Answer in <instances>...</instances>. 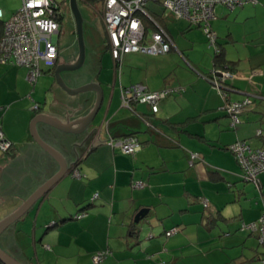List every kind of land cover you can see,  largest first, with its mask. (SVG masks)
I'll use <instances>...</instances> for the list:
<instances>
[{
	"label": "crops",
	"instance_id": "crops-1",
	"mask_svg": "<svg viewBox=\"0 0 264 264\" xmlns=\"http://www.w3.org/2000/svg\"><path fill=\"white\" fill-rule=\"evenodd\" d=\"M152 9L157 17L158 11ZM215 10L211 27L237 74L229 98L253 99L243 107L241 122L232 126L223 109L224 98L207 79L214 64L203 29L182 20L174 26L162 13L175 43L172 52L160 57L129 53L120 69L115 61L114 67L110 65L109 57L98 75L96 60L90 69L76 71L81 78L69 83L72 87L99 83L103 103L90 134L56 131L72 144L85 142L77 148L81 175L67 173L8 227L6 244L24 264H93L95 253L107 249L103 264H181V260L182 264H262L259 232L242 226L258 222L264 212V173L259 175L261 189L245 182L228 146L246 140L252 147L264 148V0L235 10L224 6ZM104 32L110 52L105 26ZM78 55L79 48L69 58L60 52L58 64L74 63ZM48 69L43 74L51 104L44 107L33 93L39 80L32 89L24 67L0 63V123L13 142L10 153L0 152V221L60 168L31 136L33 117L47 113L74 120L87 115L96 102L95 91L76 96L64 91L56 82V67ZM62 74L66 80L71 75ZM136 83L153 91L182 89L161 100L157 113L146 104L135 108L157 130L123 105L122 87ZM35 103L40 104L38 111L33 109ZM42 134L70 162L76 160L71 146ZM109 134H134L142 148L135 155L124 154L106 144ZM191 152L200 153L202 159L191 164ZM140 180L145 182L142 188L135 186ZM142 209L148 214L138 232L134 220ZM176 226L179 230L167 236L166 231Z\"/></svg>",
	"mask_w": 264,
	"mask_h": 264
},
{
	"label": "built area",
	"instance_id": "built-area-1",
	"mask_svg": "<svg viewBox=\"0 0 264 264\" xmlns=\"http://www.w3.org/2000/svg\"><path fill=\"white\" fill-rule=\"evenodd\" d=\"M151 2L160 3L173 18L187 19L191 25L200 26L208 40L216 44L217 34L210 24L215 18L216 6L224 5L233 10L247 3H256L257 0H103L101 17L107 31L110 52L118 69L126 54H165L175 46L169 30L149 9ZM65 7L67 3L63 4L57 0H22L19 10L10 19L3 21L0 63L26 67L28 69L27 80L33 85L43 74L45 68L55 67L60 55L58 39L61 24L59 19L62 18ZM3 16L4 12L0 8V20H3ZM150 27L153 28L152 32H150ZM236 77V72L227 67L213 69L209 75L207 74V79L218 89L225 100L223 109L231 117L233 127L241 122L240 114L243 107L253 102L251 97L243 101L228 98L230 91L235 89L233 80ZM180 90L182 89L167 87L153 91L143 83L123 86V105L136 113L133 106L136 103H142L148 105L153 113H157L159 102L169 94ZM33 109L38 111L40 104L35 103ZM138 115L149 127L157 130L146 116L140 113ZM258 132L263 133L262 130ZM106 144L127 155H135L142 148L141 141L134 134L122 137L109 134ZM12 147L13 142L6 137L0 123V150L7 152ZM228 149L234 154L242 169V179L261 189L259 175L264 173V148H255L246 140H237L230 144ZM190 156L191 164L202 159L200 153L197 152H191ZM74 175L79 177L81 173L75 171ZM135 186L142 188L145 182L136 181ZM94 197H98V194ZM203 203L205 207L209 206L206 199ZM242 229L258 231V239L264 244V212L258 222L245 223ZM178 230L177 226L173 227L166 231V235L172 236ZM109 253V249L95 253L94 262L103 264ZM261 263L264 264V258Z\"/></svg>",
	"mask_w": 264,
	"mask_h": 264
},
{
	"label": "water",
	"instance_id": "water-1",
	"mask_svg": "<svg viewBox=\"0 0 264 264\" xmlns=\"http://www.w3.org/2000/svg\"><path fill=\"white\" fill-rule=\"evenodd\" d=\"M70 2V10L72 11L75 21H76V31L78 36V48L79 55L77 60L74 63H60L56 66L55 69V78L57 84L70 95H76L85 91H95L97 93V98L93 109L85 116L76 118L74 120L63 121L56 116L49 115L47 113H38L36 114L30 122V133L34 140L39 144L46 152H48L53 159H55L60 168L59 171L50 179H48L43 185H41L25 202L13 213L5 217L0 221V235L13 223L23 217L29 209L42 197L44 196L63 176L67 173L75 171H79V164L82 161V155L79 154L77 148L80 147L85 142L81 144L78 143H70L69 141L63 139L62 137H58L56 131H60L68 134L75 135H85L90 134V128L93 125L98 113L101 110L103 103V89L101 85L97 82H90L85 85L79 87H72L69 85L71 81L79 80L81 75L76 71L81 69L86 62V45L84 38V17L81 12V9L78 4V0H69ZM157 17L160 19H166L163 14H157ZM63 72H69L70 78L65 79L63 76ZM98 128L94 130L97 131ZM94 130L92 132H94ZM42 132H45L46 135L50 138L53 137L56 142H61L65 146L72 147V150L76 152L77 158L75 161L70 162L67 155L55 148L52 144H50ZM148 209L140 210L135 216V224L138 226V232L141 231V227H139L140 222L147 216ZM0 260L4 264H22L12 255L4 251L0 247Z\"/></svg>",
	"mask_w": 264,
	"mask_h": 264
},
{
	"label": "rangeland",
	"instance_id": "rangeland-1",
	"mask_svg": "<svg viewBox=\"0 0 264 264\" xmlns=\"http://www.w3.org/2000/svg\"><path fill=\"white\" fill-rule=\"evenodd\" d=\"M57 1L63 2L64 0H57ZM66 3H67V5H69V8H70L69 0H66ZM78 4H79V7H80L81 12L83 14V17H84V38H85V45H86V62L84 64V66L81 69H79L77 72L83 71L85 69H90L93 66L94 62L97 60V72L96 73L98 75V72L102 71V67L107 66L109 64V62L107 61L109 59V57L111 59L110 65L112 67H114L113 66L114 60H113V57L111 55V52H109L105 48V42H106L105 36L106 35L104 32V26H103L102 18H101V14L103 12V5L99 0H78ZM21 5H22V0H0V8L4 12L3 21L10 19L12 17V15L16 11L19 10ZM148 7L150 9L153 8L152 10H154V11H158V14H162V13L166 14V15L168 14L167 18H168V20L173 21L174 26H176L178 24L179 20H182V21L190 24L187 19L172 18L171 17L172 15L170 14V12L168 10H166L165 7L162 6L160 3L151 2ZM219 7H223V6H217L216 7L217 12L219 10ZM239 7H236L235 9H238ZM224 8H225V6H224ZM235 9H233V10H235ZM69 11H70V13L68 14L66 20L64 21L63 35H62L60 42H59V49L61 52V57H64V58H69V56L73 52L75 53V55H77V51H78V36H77V31H76V21H75V18H74L72 11L68 10V12ZM215 12H216V10H215ZM174 21H176V22H174ZM152 30H153V28L150 27V32H152ZM207 41H208V48L212 49V52H213L211 55V64L212 63L214 64V62H213L214 56L217 53V51L220 49V44L219 43H216V44L212 43L208 39H207ZM216 46L218 48H216ZM221 49H222V47H221ZM170 52H172V51H170ZM170 52L165 53V54L140 53V55H143L144 57H160V56H164L166 54H169ZM22 67H24V66H22ZM24 68L27 70V73H28V69L26 67H24ZM47 70H49V69L45 68V71H47ZM103 73H106V69H104ZM45 75L46 74H42L38 78L39 81H38L37 87H36L35 91H33V93H35L41 97L39 99V101L44 105V107H49V105L51 104V98H50L51 93H50V86L48 87L47 83L45 82L46 80H44ZM91 76H92V74L89 77H91ZM30 84L32 85V89H33V86L35 84L34 85L32 83H30ZM86 92H93V91H85V92H81L79 94L83 95V93H86ZM35 94H34V97H36ZM73 96H76V95H73ZM241 101H243V100H241ZM137 105H139V106L137 107ZM134 107L136 109H139L141 107H145V105L142 103H137L136 105H134ZM0 152H2V151L0 150ZM2 153H4V152H2ZM205 209L202 208V210H205ZM206 211H208V209H206ZM9 231H10L9 228H7L0 235V247L4 251H6L10 255H12L14 258H16L18 261H20L22 264H24L21 261V259L19 257H17L6 244L5 237L7 236ZM93 262H94V259H93ZM93 264H96V263L94 262ZM181 264H182V260H181Z\"/></svg>",
	"mask_w": 264,
	"mask_h": 264
},
{
	"label": "trees",
	"instance_id": "trees-1",
	"mask_svg": "<svg viewBox=\"0 0 264 264\" xmlns=\"http://www.w3.org/2000/svg\"><path fill=\"white\" fill-rule=\"evenodd\" d=\"M61 3H66V0H64L63 2H61ZM224 6V5H223ZM226 7V6H225ZM228 8V7H227ZM157 19H159V22L163 25V26H165V23H163L164 21H163V19H160V18H158L157 17ZM59 22H60V24H61V30H62V28H63V20H62V18H60L59 19ZM191 25V24H190ZM193 26V25H192ZM3 27H4V24H3V20H0V38H1V36H2V33H3ZM196 27V26H195ZM200 27V26H199ZM171 34V33H170ZM172 36V35H171ZM173 38V37H172ZM208 39V38H207ZM216 43H219V41H218V35H217V40H216ZM213 62H214V69H222V68H225V67H227V68H229L230 70H234V65L232 64V63H230L227 59H226V57H225V53H224V51H223V49H221V46H220V49L217 51V53L215 54V56H214V60H213ZM116 64V63H115ZM209 75V74H208ZM229 98V97H228ZM133 108L135 109V107L133 106ZM136 110V109H135ZM134 114L138 117V118H140V115H138V113H137V110H136V113L134 112ZM141 115H143V114H141ZM133 135V134H132ZM12 151V148L9 150V151H7V152H4V153H10ZM0 264H4L1 260H0Z\"/></svg>",
	"mask_w": 264,
	"mask_h": 264
},
{
	"label": "flooded vegetation",
	"instance_id": "flooded-vegetation-1",
	"mask_svg": "<svg viewBox=\"0 0 264 264\" xmlns=\"http://www.w3.org/2000/svg\"><path fill=\"white\" fill-rule=\"evenodd\" d=\"M68 10H70V8H68V7L64 8V12H63V16H62L63 22L66 20L68 14L70 13V11L68 12ZM62 35H63V33H62V30H61L60 37L58 39L59 42H60V39H61ZM57 64H58V61H57L56 65H55V67L57 66Z\"/></svg>",
	"mask_w": 264,
	"mask_h": 264
},
{
	"label": "bare ground",
	"instance_id": "bare-ground-1",
	"mask_svg": "<svg viewBox=\"0 0 264 264\" xmlns=\"http://www.w3.org/2000/svg\"><path fill=\"white\" fill-rule=\"evenodd\" d=\"M165 98H166V97H165ZM165 98H164V99H165ZM162 100H163V99H162ZM159 103H160V102H159ZM158 107H159V105H158Z\"/></svg>",
	"mask_w": 264,
	"mask_h": 264
}]
</instances>
